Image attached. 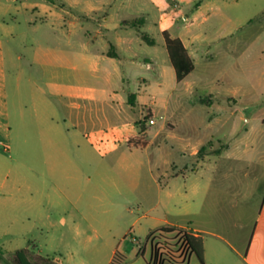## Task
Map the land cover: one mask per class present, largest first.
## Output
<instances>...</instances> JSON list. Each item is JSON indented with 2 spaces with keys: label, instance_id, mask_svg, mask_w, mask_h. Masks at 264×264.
I'll return each instance as SVG.
<instances>
[{
  "label": "crops",
  "instance_id": "crops-1",
  "mask_svg": "<svg viewBox=\"0 0 264 264\" xmlns=\"http://www.w3.org/2000/svg\"><path fill=\"white\" fill-rule=\"evenodd\" d=\"M150 1L158 7L157 1ZM3 5L0 0V8ZM37 5L24 3L25 8L31 9ZM99 9L100 6L89 4L87 11ZM209 9L199 6L191 20L185 18L187 24L176 34L162 30L180 39L194 62V70L182 81L177 80L171 65L165 38L163 48L171 67L160 63L155 49L157 42L147 33L139 35L140 41L117 33L114 43L81 42V51L77 53L55 52L42 44L36 46L35 72L29 78L35 118L54 123L58 114L54 99L60 103L69 100L81 112L74 131L67 130L75 138L77 151L44 154L51 183L48 204L71 206L83 213L84 207L94 208V199L101 200L96 193L107 189L120 194L138 192L149 207L147 211L154 213L147 220V230L172 227L226 240L221 234L211 232L210 225L216 217L219 223L222 221L225 209L231 207L230 196L242 201L244 206L251 205L252 200L264 203V114L261 113H264V78L254 71L260 59L250 58L247 67L244 53L235 57V50L242 42L229 39L240 27L223 30L206 25ZM145 22L142 17L138 25L135 21H124L122 26L141 29ZM166 22V18L161 21ZM142 42L154 49H143ZM99 45L102 50L93 51ZM74 58L85 74L96 79L98 88L69 84L65 71L77 68L72 62ZM22 77L20 72L17 89L20 123L24 126L27 106L20 89ZM40 80L48 90L38 84ZM6 97L0 87V135L9 124ZM151 119L154 124H150ZM56 127L62 137L58 138L64 145L62 148L69 149L63 126L57 122ZM106 157L119 164L103 165ZM229 181L234 182L235 188L226 186ZM245 183L249 184L246 190ZM121 207L131 213L128 204L121 203ZM66 220L76 236H81V222L70 217ZM83 220L98 238L114 232L123 236L133 229L125 228L122 215L109 219L85 216ZM254 238L255 233L250 239L242 240V246L249 250ZM177 239L178 249L183 252V241ZM203 250L205 261L204 240ZM223 252L218 247L217 253L223 255ZM143 255L138 252L133 258L124 257L114 249L104 264H113L115 257L123 260L121 264H142L138 262L143 259L148 264ZM49 260L62 264L57 256Z\"/></svg>",
  "mask_w": 264,
  "mask_h": 264
},
{
  "label": "rangeland",
  "instance_id": "rangeland-1",
  "mask_svg": "<svg viewBox=\"0 0 264 264\" xmlns=\"http://www.w3.org/2000/svg\"><path fill=\"white\" fill-rule=\"evenodd\" d=\"M153 1H157L158 7L150 0H2L0 87L7 95L6 117L9 124L0 135V264H16L14 255L22 249H28L30 260L35 258L36 252L49 259L57 256L61 258L62 264H95L97 261L104 264L114 249L119 255L129 258L140 252V256L144 254V258L149 261L152 243L158 235L156 229L147 230V220L154 213L147 211L149 207L138 192L120 194L107 189L96 193L101 200L94 199V208L84 207L83 213L71 206L53 207L48 204L51 183L44 154L59 150L77 151L71 133L81 112L69 100L60 103L54 99L58 113L54 116V123L39 122L35 118L29 78L34 71L36 46L42 44L55 52L77 53L81 51V42L114 43L117 33L127 34L140 41L139 35L147 33L157 42L155 49L160 55V63L171 67L163 48L162 30L168 29L176 34L187 24L186 17L191 20L199 6H208L209 17L204 23L223 30L240 27L234 37L229 39L231 42L237 39L242 42L234 56L244 53L247 67L250 58L260 59L254 71L264 78V0ZM24 3L38 5L36 9H31L25 8ZM40 4L46 7L42 8ZM89 4L100 6L101 9L88 12ZM142 17L146 22L141 29L122 26L124 21H135L138 25ZM164 18L167 22L161 23ZM116 26L117 30L114 29ZM100 45L93 51L102 50ZM142 45L143 49H154L143 42ZM72 62L77 68L65 71L69 75V84L92 88L100 86L96 79L78 67L75 58ZM20 72L23 73L20 89L27 106L24 126L20 123V97L17 89V75ZM38 84L47 89L44 81L40 80ZM82 106L87 107L85 103ZM57 122L68 136L69 144L65 146L69 149L62 148L64 145L58 141L62 137L57 130ZM68 129L70 134L67 133ZM117 162L106 157L103 165L116 167L119 164ZM245 184L244 190L249 188V184ZM234 185L233 181L226 182L227 187L235 188ZM88 198L86 194L85 200ZM241 202L230 196L231 207L225 209L222 221L219 223L216 217L210 225L211 232L221 234L226 240H220L214 235H202L207 254L205 264H264V203L262 200L256 203L252 200L251 205L244 206ZM121 203L128 204L131 213L126 212ZM121 215L126 220L125 228L133 227L130 233L123 236L114 232L98 238L83 220L85 216L109 219ZM69 217L81 222V236L77 237L75 229L67 224V220L65 222V218ZM254 233L253 245L248 250L242 246L241 241L250 239ZM170 236L175 238L177 244L180 234L172 233ZM218 247L223 248V255L217 253ZM138 263L146 264L144 259ZM184 264L200 263L195 255L188 252Z\"/></svg>",
  "mask_w": 264,
  "mask_h": 264
},
{
  "label": "trees",
  "instance_id": "trees-1",
  "mask_svg": "<svg viewBox=\"0 0 264 264\" xmlns=\"http://www.w3.org/2000/svg\"><path fill=\"white\" fill-rule=\"evenodd\" d=\"M163 34L165 46L171 65L175 69L177 80L182 81L194 70V62L180 39L172 38L168 31H164ZM145 39H147L146 36ZM172 233L180 234L184 245L183 252L177 249L175 238L170 236ZM154 240L148 264H184L188 252L195 255L200 264H205L203 238L200 235L171 227L159 230ZM14 260L16 264H52L49 259L40 256H35L33 260H30L27 249L16 251ZM122 262L123 260L118 261L116 257L113 260V264H121Z\"/></svg>",
  "mask_w": 264,
  "mask_h": 264
},
{
  "label": "built area",
  "instance_id": "built-area-1",
  "mask_svg": "<svg viewBox=\"0 0 264 264\" xmlns=\"http://www.w3.org/2000/svg\"><path fill=\"white\" fill-rule=\"evenodd\" d=\"M149 122H150V124H154L155 123V121L153 119H151Z\"/></svg>",
  "mask_w": 264,
  "mask_h": 264
}]
</instances>
